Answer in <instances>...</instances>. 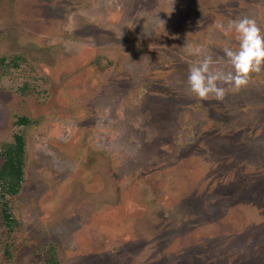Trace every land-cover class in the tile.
I'll return each instance as SVG.
<instances>
[{"label":"rangeland","instance_id":"rangeland-1","mask_svg":"<svg viewBox=\"0 0 264 264\" xmlns=\"http://www.w3.org/2000/svg\"><path fill=\"white\" fill-rule=\"evenodd\" d=\"M245 15L264 32V0H0V264H264V65L220 101L186 84Z\"/></svg>","mask_w":264,"mask_h":264},{"label":"clouds","instance_id":"clouds-1","mask_svg":"<svg viewBox=\"0 0 264 264\" xmlns=\"http://www.w3.org/2000/svg\"><path fill=\"white\" fill-rule=\"evenodd\" d=\"M216 28L222 33H231L234 43L223 46V55L218 60H213L211 54H203L190 64L186 84L195 97L220 101L227 92L246 86L250 75L261 70L264 32L255 19L247 15L218 21ZM221 61L227 68L221 66Z\"/></svg>","mask_w":264,"mask_h":264},{"label":"trees","instance_id":"trees-1","mask_svg":"<svg viewBox=\"0 0 264 264\" xmlns=\"http://www.w3.org/2000/svg\"><path fill=\"white\" fill-rule=\"evenodd\" d=\"M15 124L25 126L30 124L26 117H18ZM24 141L21 135H14L13 143L3 144L0 148L2 165L0 167V212L6 226H17L7 202L3 200L6 195L15 196L20 189L22 181V158ZM53 264V263H51Z\"/></svg>","mask_w":264,"mask_h":264},{"label":"flooded vegetation","instance_id":"flooded-vegetation-1","mask_svg":"<svg viewBox=\"0 0 264 264\" xmlns=\"http://www.w3.org/2000/svg\"><path fill=\"white\" fill-rule=\"evenodd\" d=\"M2 161H3V159H2Z\"/></svg>","mask_w":264,"mask_h":264}]
</instances>
